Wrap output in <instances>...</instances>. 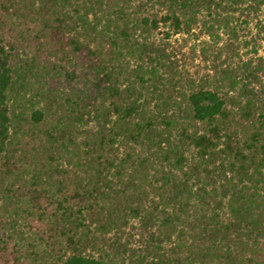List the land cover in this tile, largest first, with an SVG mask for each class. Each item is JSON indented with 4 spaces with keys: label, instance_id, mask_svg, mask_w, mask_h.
<instances>
[{
    "label": "trees",
    "instance_id": "16d2710c",
    "mask_svg": "<svg viewBox=\"0 0 264 264\" xmlns=\"http://www.w3.org/2000/svg\"><path fill=\"white\" fill-rule=\"evenodd\" d=\"M0 264H264V0H0Z\"/></svg>",
    "mask_w": 264,
    "mask_h": 264
},
{
    "label": "rangeland",
    "instance_id": "374dc122",
    "mask_svg": "<svg viewBox=\"0 0 264 264\" xmlns=\"http://www.w3.org/2000/svg\"><path fill=\"white\" fill-rule=\"evenodd\" d=\"M202 29L198 24L191 30L192 33L181 32L161 42L178 69L184 70L181 71L184 75L191 74L193 78L214 75V69L226 62V52L218 56Z\"/></svg>",
    "mask_w": 264,
    "mask_h": 264
}]
</instances>
